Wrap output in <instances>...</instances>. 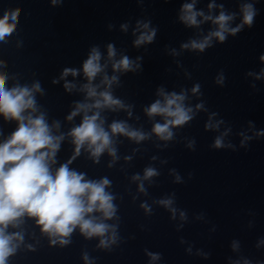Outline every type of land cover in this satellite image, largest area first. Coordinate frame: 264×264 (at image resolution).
<instances>
[{"label": "water", "instance_id": "obj_1", "mask_svg": "<svg viewBox=\"0 0 264 264\" xmlns=\"http://www.w3.org/2000/svg\"><path fill=\"white\" fill-rule=\"evenodd\" d=\"M185 3L193 0H0V17L20 9L15 31L0 41V74L9 88L39 83L34 115L43 112L50 126L58 121L53 133L64 134L53 171L74 154L67 133L83 113L71 121L67 116L86 100L80 90L88 82L83 63L94 47L105 67L92 83L103 91V76L115 75L108 90L125 107L88 114L99 111L106 131L123 121L147 134L139 142L115 134V158L105 151L97 160L85 146L68 165L85 179L110 181L106 191L116 212L104 222L115 226L114 243L111 231L103 247L101 237H85L79 227L65 238L68 243L53 242L25 215L18 227L7 229L22 236L7 264H264V0H195L194 10L204 16L234 14L229 28L241 24L244 4L257 10L251 27L225 33L223 42L212 37L203 51L182 45L202 41L218 26L204 16H197L198 25L185 24ZM153 29L151 42L135 44ZM109 44L115 50L111 59ZM123 56L134 70H113ZM65 68L78 75L61 79ZM66 82L76 87L68 91ZM160 88L183 93L192 109V119L173 127L169 140L152 132L163 118L144 111L162 100ZM16 126L0 115V142ZM217 138L222 147L214 146ZM147 168L156 175L145 179Z\"/></svg>", "mask_w": 264, "mask_h": 264}, {"label": "clouds", "instance_id": "obj_2", "mask_svg": "<svg viewBox=\"0 0 264 264\" xmlns=\"http://www.w3.org/2000/svg\"><path fill=\"white\" fill-rule=\"evenodd\" d=\"M52 3H57V0H52ZM194 3L195 0L193 3H185L181 9L180 20L187 25H198L200 21L197 20V16H204L203 12L194 10ZM212 7L213 5L209 4V8ZM19 11V8H14L5 11L0 17V41H4L15 31ZM241 11L243 19L235 28L228 27V22L234 18V14H225L221 11L215 18L204 16L205 20H212L218 26L217 30L210 32L202 41L193 40L182 47L203 51L210 45L212 37L223 42L226 39L225 33L235 35L245 24L251 27L257 14L254 5L244 4ZM143 27L148 28V24H144ZM154 36L155 29L141 34L135 44L138 46L151 42ZM114 56L113 45L109 44L108 57L111 59ZM100 59L101 53L94 47L83 63V74L88 82L83 84L80 90L86 93V100L76 103L74 110L67 116L71 121L73 117L83 113L81 123L67 133L72 137V143L75 145L74 154L54 171L52 165L56 163L55 156L64 134L53 133V129H59L58 121L50 126L43 112L34 115L38 112L34 93L41 91L39 83H34L31 87L17 84L9 88L6 86L7 76L0 74V115L6 121L17 122L16 129L0 142V264H7V258L15 252L17 243L22 240L19 232L9 233L7 229L9 226L18 227L25 215L35 218L36 224L41 227L43 233L50 238H56L53 242L59 240L61 244L68 243L65 238L69 237L77 227L85 237H101L100 246H108L109 239H105V234L109 231L112 233L110 242L114 243L116 240L115 226L104 222L111 219L116 212L112 202L114 197L106 191L110 181L107 178L85 179L84 173H78L68 166L85 146V150L97 160L105 151L115 158L116 150L112 147V136L115 134L125 135L137 142L147 137L146 133L131 129L123 121L113 122L110 125V132L106 131L99 111L88 114L93 109L115 110L125 107L108 90V87L117 80L115 75L111 78L107 75L103 76L101 83L106 85L103 91L98 92L99 85L92 83L105 67L101 65ZM260 59L264 61V55ZM112 68L114 71H131L134 70L133 61L123 56L112 64ZM69 74L76 76L78 70L65 68L60 78L63 79ZM56 82L58 81H53ZM64 87L71 91L76 86L66 82ZM197 89L198 86L193 88V92ZM158 95L162 100L157 99L144 111L149 117L163 118V123L154 124L152 132L162 140H169L173 136L171 130L173 127L182 126L192 119V109L184 105L183 93H165L164 89L160 88ZM89 99L93 102L89 103ZM214 146L217 148L223 146L220 138L216 139ZM154 175H156L154 169L145 170V179ZM141 190L143 191L142 186ZM161 203L169 205L171 201L163 200ZM94 213L100 215H93ZM150 255L153 260L158 258L157 254L150 253Z\"/></svg>", "mask_w": 264, "mask_h": 264}]
</instances>
